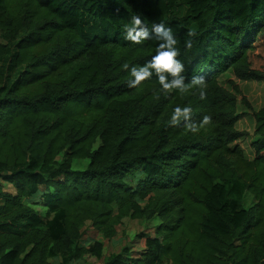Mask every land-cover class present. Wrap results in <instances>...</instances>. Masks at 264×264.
I'll return each mask as SVG.
<instances>
[{
	"label": "trees",
	"instance_id": "obj_1",
	"mask_svg": "<svg viewBox=\"0 0 264 264\" xmlns=\"http://www.w3.org/2000/svg\"><path fill=\"white\" fill-rule=\"evenodd\" d=\"M137 15L171 27L185 82L202 85L128 86L123 65L161 42L131 39ZM84 21L112 35L84 36ZM9 43L22 72L0 92V264H264V106L240 84L264 86V0H0V60ZM177 105L211 120L172 125ZM230 181L252 208L226 204ZM130 222L144 230L105 258Z\"/></svg>",
	"mask_w": 264,
	"mask_h": 264
},
{
	"label": "clouds",
	"instance_id": "obj_2",
	"mask_svg": "<svg viewBox=\"0 0 264 264\" xmlns=\"http://www.w3.org/2000/svg\"><path fill=\"white\" fill-rule=\"evenodd\" d=\"M135 25L140 26L131 29L129 35L136 43H141L143 40L151 38L153 35L161 41L155 51L146 63L142 65H123L125 70L129 71L130 79L128 80L129 87H136L142 81L150 79L153 73L156 74L159 81V90L170 92L177 90L181 95L187 93L193 86L202 85L204 78L202 76H193L189 82H185L186 77L185 66L178 59L177 38L175 37L171 27L165 23H154L151 31L147 27H143L141 18L137 15L133 18ZM135 33V34H133ZM191 35V33H190ZM186 45L191 47V41H186ZM200 97H205V91L201 88ZM193 108L190 105L175 106L172 110L170 123L179 125L182 121L185 127L192 133H198L201 128L211 120L210 116L205 115L200 122L192 119Z\"/></svg>",
	"mask_w": 264,
	"mask_h": 264
},
{
	"label": "rangeland",
	"instance_id": "obj_3",
	"mask_svg": "<svg viewBox=\"0 0 264 264\" xmlns=\"http://www.w3.org/2000/svg\"><path fill=\"white\" fill-rule=\"evenodd\" d=\"M134 22H132L133 24ZM80 33L84 36L93 37L94 35L105 36L112 35L111 27L104 22L93 21L89 23L84 21L82 26L79 28ZM26 33H22L21 37H26ZM17 54V44L9 43L8 52L5 57L0 60V92L5 89H9L17 80L18 76L22 70H18L15 66V57ZM230 77V76H228ZM226 79V78H225ZM224 79V80H225ZM153 82L158 83L157 76L153 79ZM238 82V81H237ZM244 93L247 95L250 102L256 109L264 106V86L258 83H243L240 82ZM251 123V122H249ZM247 129H250L248 125ZM252 130V124H251ZM247 147V145H245ZM86 167V162L83 160H76L74 163V168L77 170H82ZM229 194L226 200L228 206L233 205L236 202L242 203L246 209L252 208L256 201L254 196L245 190L243 184L235 181H230L227 185ZM59 216H55L50 227L52 231L57 235L60 229ZM144 230L142 224H135L130 222L127 226L120 227L117 231L116 237L111 241H105L104 247V257L109 258L111 255H115L121 252L122 248L132 239L136 232ZM85 238L95 240L97 239V234L90 228L86 229ZM89 264H104L103 261H97L96 259H89Z\"/></svg>",
	"mask_w": 264,
	"mask_h": 264
}]
</instances>
